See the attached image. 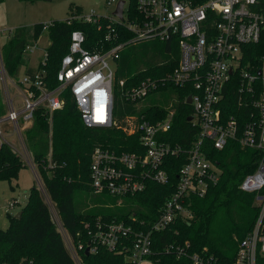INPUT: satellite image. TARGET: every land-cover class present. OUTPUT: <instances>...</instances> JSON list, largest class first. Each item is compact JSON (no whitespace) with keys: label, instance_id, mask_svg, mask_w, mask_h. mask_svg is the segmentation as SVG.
<instances>
[{"label":"built area","instance_id":"built-area-1","mask_svg":"<svg viewBox=\"0 0 264 264\" xmlns=\"http://www.w3.org/2000/svg\"><path fill=\"white\" fill-rule=\"evenodd\" d=\"M116 1L108 0V4ZM137 8L140 14L129 24L125 23L126 1L123 19L110 16L126 24L132 38L107 51H88L85 35L73 31L55 89L46 86L45 72L24 75L21 84L11 82L21 91L23 107L17 109L14 98L8 96V111L0 117V148L7 144L23 160H31L23 132L32 125L34 112L39 107L50 114L61 109L65 103L61 95L70 90L88 128L123 129L130 136H138L141 149L118 154L96 148L91 164L94 195H110L122 202L125 196L145 191L148 182L168 185L170 176L165 168L168 158L186 153V163L178 171L174 192L157 218L148 225L146 220L139 222L132 216L145 229L137 231L133 225L116 219L109 222L99 219L93 227L87 224L88 236L93 242H90V252L102 246L111 252L128 254L133 264L150 261L154 233L166 230L179 220L190 219L193 198H203L210 186L219 182L222 170L212 151H223L229 143L254 150L260 160L256 170L244 179L241 189L256 194L260 212L254 228L240 242L234 264H257L258 256L264 255V0H137ZM101 17L92 13L74 15L71 20L94 24ZM50 25V22L44 23L43 30L47 31ZM151 40H173L178 47V63L168 74V80L192 91L185 103L191 98L193 120L190 122L198 128L199 135L188 150L179 143L167 141L174 110L156 121L136 114L128 116L121 125L114 118L118 92L125 86L124 81L116 82L117 61L130 44ZM30 50L28 46L27 51ZM1 70L6 83L9 77L2 61ZM155 86L149 79L127 89L125 96L139 105ZM9 132L19 139L21 151L8 139ZM13 206L11 202L10 207ZM53 210L56 213L52 212L53 219L64 234L66 245V237L70 242L67 247L75 264H82L79 253L83 246L75 244ZM131 238L129 247L125 242ZM192 259L194 264H220L206 254H196ZM0 264L8 263L0 261Z\"/></svg>","mask_w":264,"mask_h":264},{"label":"trees","instance_id":"trees-1","mask_svg":"<svg viewBox=\"0 0 264 264\" xmlns=\"http://www.w3.org/2000/svg\"><path fill=\"white\" fill-rule=\"evenodd\" d=\"M78 14H81L80 10L76 14L72 13L71 17ZM139 14L137 0H129L125 23H131ZM71 17L63 21H50L47 31L43 30L44 23L34 25L33 31L26 27L17 28L1 48L2 62L8 77L21 84L22 69L28 66L24 59L27 47L36 43L45 33L51 41L45 60L37 69L27 68L25 75L45 72L44 81L51 90L58 86L57 74L63 58L69 52L73 31H81L85 35V48L93 53L107 51L132 38L126 24L110 16H102L94 24L71 20ZM178 59L179 50L173 40H151L127 46L117 61L116 82L124 81L125 86L118 92L113 115L123 125L128 116L138 114L156 121L163 119L169 110H174L173 127L166 136L167 141L179 143L188 150L197 139L199 131L188 121L193 109L185 103V98L192 91L168 80V74L175 68ZM149 79L156 86L147 98L156 93L168 92L176 99H169L173 100L172 106L168 99L163 105L152 101L150 106L138 111V102H130L126 98L127 89L140 86ZM61 97L65 102L61 109L50 114L45 108L39 107L34 112L31 127L24 131L32 161L63 227L76 245L83 246L79 253L82 264H133L128 254L111 252L102 246H97L95 252L86 255V249L92 242L87 224L93 227L99 219L104 222L116 219L133 225L137 231L145 229L136 220H146L149 225L157 218L160 209L174 192L178 171L186 163L187 154L168 158L165 166L170 176L168 185L148 182L145 191L125 196L122 202L110 195H94L91 188V164L95 149L118 154L137 152L141 150L138 136H130L117 127L88 128L71 91L65 90ZM5 113L0 107V117ZM211 154L222 170L219 182L210 186L203 198H193L190 219L179 220L166 230L154 233L153 254L149 258L154 264H194L192 257L196 254L213 256L220 264H234L240 242L254 228L260 212L255 202L256 194L243 191L241 185L247 175L256 170L260 160L258 152L229 143L225 150L212 151ZM25 166L22 157L9 145L1 146L0 181L12 184ZM97 197L105 198L112 207L87 210L91 203H99ZM21 212L20 218L8 213V229L0 228L1 262L75 264L53 219L51 208L39 188L33 187L30 190ZM125 243L130 247L132 238ZM257 264H264V255L258 256Z\"/></svg>","mask_w":264,"mask_h":264},{"label":"rangeland","instance_id":"rangeland-1","mask_svg":"<svg viewBox=\"0 0 264 264\" xmlns=\"http://www.w3.org/2000/svg\"><path fill=\"white\" fill-rule=\"evenodd\" d=\"M119 1L122 0H117L111 5L108 4V0H52L51 2H30L26 0L0 1V107L3 108L7 113V93H9L10 97L14 98V104L17 109H21L23 107L20 89L12 85V80L9 78H6V83L4 82L1 70V48L17 28L26 27L33 31V26L38 23H47L56 20L63 21L71 17L72 13H78V10L81 11V14L78 15L82 16H88L92 13L96 14L97 16H111L115 12ZM123 1H126L128 8L129 0ZM50 44V38L46 33L43 34L36 43L33 42L31 45V50L27 51V53L24 55L27 65L29 64L31 66H37L38 63L42 62ZM170 95L171 94L168 92L153 94L138 105L139 110H144L150 106L152 101L163 105L167 99H175L173 95ZM9 133L10 134H8V136L10 137L8 139L14 142V144H16V148L21 151L22 149L19 139L15 134H12V132ZM30 156L31 160H33L32 155ZM31 160L28 158V162L24 160V162H26V166L20 171L18 179L12 184H10L8 181H0V228L2 230H7L9 227V219L7 216L8 213L16 216L22 211L23 207L27 203L29 192L33 187L39 188L46 201L50 205L52 210L51 212L56 215V213H54L55 211L53 210L55 207L50 202L43 180L38 174L37 167L33 161V166L31 165ZM97 199H99V197H97ZM101 200H103V202ZM13 201L16 203L14 207H10V203ZM98 202L99 203H91L87 210H91L90 208L94 207L102 209H105L106 207H112L108 201L105 200V198L99 199ZM102 203H106L108 205ZM116 207L118 206L116 205ZM66 242L67 245L70 246V242L67 237ZM69 248L72 250V247ZM140 264L153 263L150 261H144Z\"/></svg>","mask_w":264,"mask_h":264},{"label":"water","instance_id":"water-1","mask_svg":"<svg viewBox=\"0 0 264 264\" xmlns=\"http://www.w3.org/2000/svg\"><path fill=\"white\" fill-rule=\"evenodd\" d=\"M124 6H125V1H123V0L120 1V2L117 4L116 10H115V12L113 13V15L116 16V17H118L119 19H123ZM187 104H189V105L191 104V98H189V99L187 100ZM192 120H193V117H189V118H188V121H189V122L192 121ZM21 215H22V212L18 213V214L16 215V217H17V218H20ZM89 252H90V247H88V248L86 249V255H89Z\"/></svg>","mask_w":264,"mask_h":264},{"label":"crops","instance_id":"crops-1","mask_svg":"<svg viewBox=\"0 0 264 264\" xmlns=\"http://www.w3.org/2000/svg\"><path fill=\"white\" fill-rule=\"evenodd\" d=\"M2 64H3V62H2ZM40 64H41V62L38 63L37 66H36V65H35V66H34V65L31 66V65L28 64L27 68L37 69V68L39 67ZM27 68L24 67V68L22 69V76H21V77H23V76L25 75V72H26ZM9 79L12 80L11 78H9ZM12 81H13V80H12ZM14 81H15V80H14ZM16 82H17V81H16ZM8 96L10 97L9 93H7L6 103L8 102ZM175 100H176V99H175ZM175 100H174V101H175ZM172 102H173V101H171V104H173ZM137 107H139V106H137ZM7 111H8V110H7ZM5 114H6V113H5ZM30 127H31V126H30ZM30 127H29V128H30ZM23 133H24V132H23ZM25 143H26V142H25ZM26 147H27V145H26ZM27 149H28V148H27ZM25 163H26V162H25ZM13 203H14V205H15L16 202L13 201ZM13 207H14V206H13Z\"/></svg>","mask_w":264,"mask_h":264},{"label":"clouds","instance_id":"clouds-1","mask_svg":"<svg viewBox=\"0 0 264 264\" xmlns=\"http://www.w3.org/2000/svg\"><path fill=\"white\" fill-rule=\"evenodd\" d=\"M93 84H94V83H92V84H90V85H93ZM99 95H100V94H98V93L96 94L97 97H99Z\"/></svg>","mask_w":264,"mask_h":264}]
</instances>
